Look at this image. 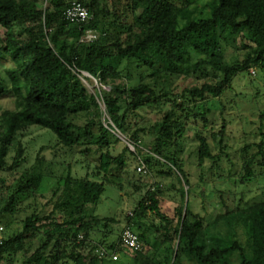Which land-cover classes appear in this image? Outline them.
Returning <instances> with one entry per match:
<instances>
[{
    "label": "trees",
    "instance_id": "obj_1",
    "mask_svg": "<svg viewBox=\"0 0 264 264\" xmlns=\"http://www.w3.org/2000/svg\"><path fill=\"white\" fill-rule=\"evenodd\" d=\"M74 1L87 6L93 19L67 21L65 12ZM189 1L0 0V57L14 64L0 73V94L15 98V108L0 114V192L4 194L0 227L9 230L4 237L0 231V261L21 253V264H119L100 255L104 247L129 255L133 264H264V200L229 212L227 229L212 231L186 200L193 189L180 158L190 121L202 120L207 126V100L220 97L239 73L254 66L264 72V0H210L206 7L194 9ZM88 30L96 31L98 37L82 41ZM225 47L244 52L232 62L225 61ZM195 59L192 73L211 66L221 78L177 92L170 78L188 75ZM82 71L111 85L112 91L101 90L99 96L90 93L79 77ZM122 77L126 82L119 84ZM99 97L105 109L99 106ZM165 98L173 104L152 125L131 123L132 112ZM105 113L114 127L97 122ZM32 126L52 131L57 145L69 151L95 147L99 161L80 177L71 171L57 177L52 170L46 172L41 154L25 167L28 158L20 136ZM115 129L134 145L150 137V150L140 158L134 156L135 160L151 170L166 165L170 171L160 173L175 172L181 183L171 186L182 198L173 220L162 212L167 188L159 183L139 197L135 212L128 215L130 221L136 219L127 225L134 231L133 225L148 210L165 220L164 230L152 224L153 242L161 239V248L131 251L120 237L117 242L110 240L114 224L120 221L101 217L92 206L99 203L108 185L124 189L114 176L120 171L122 178L127 172L124 154L130 150L126 147L113 156L111 147L118 140ZM225 129L223 125L214 134L219 145L224 143ZM196 137L199 165L206 159L216 161L218 155L213 154L207 137L200 133ZM256 146L258 151L244 161L241 183L257 176L256 163L264 174V139ZM1 173L15 180L7 184ZM133 186L134 193L146 183ZM30 199L32 212L18 219L21 206ZM65 211L69 214L63 217ZM17 223L21 227H14ZM238 225L244 228V242L238 237ZM137 233L152 246L147 231Z\"/></svg>",
    "mask_w": 264,
    "mask_h": 264
},
{
    "label": "rangeland",
    "instance_id": "obj_2",
    "mask_svg": "<svg viewBox=\"0 0 264 264\" xmlns=\"http://www.w3.org/2000/svg\"><path fill=\"white\" fill-rule=\"evenodd\" d=\"M209 2L210 0H190L189 6L191 9L201 8L206 7ZM0 31H2L1 28ZM2 46L0 45V51L3 50ZM243 52L244 50H240L239 53H236L233 48L225 47L223 59L232 62ZM196 60L198 59L190 62L191 67L188 75L172 76L170 78L172 84H169L177 92L182 91L187 86L202 85L205 82H214V80L221 78L211 66L199 71L197 74L192 73ZM115 64L117 65V63ZM13 65L9 58L0 57V73H3L5 68L13 67ZM97 79L95 80L93 77L82 79L90 93L99 96L101 90L112 91L111 85H105ZM120 82L125 83L126 77L120 78L118 83L121 84ZM99 101L101 102L99 106L103 108L104 104L101 97H99ZM207 102V126L204 125L205 122L202 120L199 122L191 120L186 136L183 138V149L180 158L193 189L186 200L190 201V209L204 218L206 225L211 224L212 231L226 230L225 216L229 212L264 200V174H262V168L258 163L255 164L257 176L247 183L240 182V178L244 174L243 166L246 157L255 154L258 151L257 143L264 139V72L258 66H254L249 71L239 73L230 80L229 85L220 97H211ZM172 104V101H167L165 98L145 105L137 112L131 113L130 121L135 127L152 125ZM14 108L15 98L0 94V114L5 109ZM99 120L104 125L105 121H111L107 113L103 114L102 118H97V122ZM223 125L226 128L224 143L219 145V136L214 138V134L218 133ZM196 133L207 137L213 154L218 155L216 161L206 159L199 165V158H197L199 141ZM115 135L118 140L114 139V145L111 147L113 156H119L126 147L135 154L131 155L130 152L124 154V158L128 160V165L126 167L127 172L122 175V178L120 171L119 173L114 172V178L123 182L124 189L119 191L114 186L108 185L99 203L92 206L95 208V213L101 217H115L120 221L114 224V233L110 236V240L117 242L122 230L127 227L128 223L133 224L136 222V219L130 221L128 215H133L131 212H135L139 197L147 194L148 189L156 186L157 183L167 188L163 193L161 206L162 212L172 220L176 215L175 208L180 205L182 198L178 190L171 187L172 184L176 187L181 186L176 173L170 172L169 175L160 173L162 170L165 172L170 171L168 166L160 165L153 168V170L147 166L148 172H142L143 175L140 177L139 173L141 174V172L138 167L141 163L138 159L135 160L134 156L140 158L139 156L150 150V137L142 138L137 142L138 145H134L118 129L115 131ZM20 140L26 148L28 158L24 166H31L36 161L37 155L41 154L45 157V171L52 170L56 177L67 174L69 171L74 176H85L100 158V151L95 147L90 148L87 152L84 147H77L75 151L61 148L57 145L56 135L52 131L39 126H32L25 130L20 136ZM2 176L7 179V184L15 180L14 177L7 176V173H3ZM136 182H145L146 186L133 193V184ZM48 185L49 182L47 181L45 186ZM3 195L0 192V198ZM32 204L33 201L30 199L21 206L18 219L25 218L28 213L32 212ZM1 205L2 200H0V207ZM66 214L68 215L69 211H65L62 216L65 217ZM137 221L138 225L135 223L133 225L134 229L137 232L147 231L152 242V246L145 242L144 251L161 248V239H159V243L153 242L156 234H154L155 228L152 227V224L163 229L166 221L150 210L140 216ZM173 223L175 224L176 221ZM19 226V223L14 225L17 228ZM236 230L239 239L244 242L246 239L244 228L238 225ZM0 231L2 232L1 237H4L9 230L7 231L4 228ZM174 245L176 248L178 247V240L175 241ZM129 257V255L120 254L119 264L120 260L124 261V264H133ZM23 260L24 256L19 253L13 260L6 258L0 261V264H21Z\"/></svg>",
    "mask_w": 264,
    "mask_h": 264
},
{
    "label": "built area",
    "instance_id": "obj_3",
    "mask_svg": "<svg viewBox=\"0 0 264 264\" xmlns=\"http://www.w3.org/2000/svg\"><path fill=\"white\" fill-rule=\"evenodd\" d=\"M94 15L93 13L88 9L87 6H85L82 2L74 1L72 4L67 8L65 12V19L71 23H82L87 22L93 19ZM98 37V33L94 30H88L81 38L82 41H92L95 40ZM80 78H89L93 77L90 73L82 71V74H79ZM95 80L96 78L93 77ZM103 109H105V105L103 106ZM110 124L112 122L105 121V125L110 128ZM114 127V125L112 124ZM117 129L113 130L114 132ZM131 146V144L129 143ZM138 170L140 172H147L146 166L144 163H141V165L138 167ZM132 214V212H131ZM0 229H3L0 227ZM121 243L127 247L131 251H144L145 250V244L140 239L138 233L131 229L130 227H125L120 235ZM100 255L102 257L111 258L112 260H118L120 257V254L116 251L112 252L107 250L106 248L102 247L100 249Z\"/></svg>",
    "mask_w": 264,
    "mask_h": 264
}]
</instances>
